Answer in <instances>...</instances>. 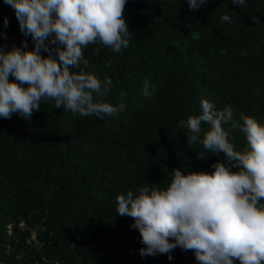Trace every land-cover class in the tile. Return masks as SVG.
Segmentation results:
<instances>
[{
    "label": "trees",
    "instance_id": "16d2710c",
    "mask_svg": "<svg viewBox=\"0 0 264 264\" xmlns=\"http://www.w3.org/2000/svg\"><path fill=\"white\" fill-rule=\"evenodd\" d=\"M123 15L129 47L116 54L89 45L81 69L110 77L106 100H123L124 112L99 120L42 101L30 120L0 119V264H197L179 248L171 261L142 258L133 218L116 216V197L149 183L164 187L174 168L211 172L223 161V153L198 158L202 146L187 145L180 127L200 114L202 99L264 123V0H207L195 11L187 0H128ZM0 33L5 48L33 46L3 0ZM231 135L238 150L246 147L241 131Z\"/></svg>",
    "mask_w": 264,
    "mask_h": 264
},
{
    "label": "clouds",
    "instance_id": "9594fccd",
    "mask_svg": "<svg viewBox=\"0 0 264 264\" xmlns=\"http://www.w3.org/2000/svg\"><path fill=\"white\" fill-rule=\"evenodd\" d=\"M3 2L13 9L21 33L31 38L33 46L29 50L26 41L22 47L0 46V119L30 120L34 111H41L42 101L99 120L125 111L123 100L118 104L106 100L112 79L101 80L81 66L88 67L84 50L89 45L116 54L129 47L133 32L123 15L128 0ZM206 3L187 0L191 11ZM232 3L244 6L247 0ZM221 19L232 23L227 14ZM3 24L8 27L7 17ZM149 89L145 81L141 89L145 98L151 95ZM200 109V114L180 122L187 129V145L202 146L200 159L223 153V161L211 165V172L174 168L164 187L149 183L127 190L116 197V216L133 218L130 228L139 232L142 258L163 254L171 261L179 248L193 252L197 264H234V260L264 264V123L243 113L237 120L231 105L219 109L206 99ZM236 129L246 139L241 150L231 135Z\"/></svg>",
    "mask_w": 264,
    "mask_h": 264
},
{
    "label": "rangeland",
    "instance_id": "374dc122",
    "mask_svg": "<svg viewBox=\"0 0 264 264\" xmlns=\"http://www.w3.org/2000/svg\"><path fill=\"white\" fill-rule=\"evenodd\" d=\"M31 239H32V240H35V232L32 233V235H31Z\"/></svg>",
    "mask_w": 264,
    "mask_h": 264
}]
</instances>
